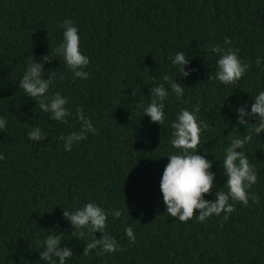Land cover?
<instances>
[{
	"label": "trees",
	"instance_id": "16d2710c",
	"mask_svg": "<svg viewBox=\"0 0 264 264\" xmlns=\"http://www.w3.org/2000/svg\"><path fill=\"white\" fill-rule=\"evenodd\" d=\"M66 18L78 27L80 48L89 57L87 80L73 78L55 53ZM225 36L251 64L227 86L213 79L217 56L209 50ZM179 50L194 69L178 78L185 96L177 100L170 93L164 124L150 122L142 111L151 99L149 87L164 73L178 76L169 57ZM50 52L56 59L45 64V78L51 68L64 79L48 95L68 98L73 117L65 124L49 119L18 88L31 55L39 62ZM257 56H264V0H0V116L8 121L0 130V264H48L39 251L50 232H61V247H72L67 264H264V132L246 145L258 173L249 191L259 200L233 202L227 220L222 213L198 222L194 209V217L181 222L166 212L159 186L167 155L177 151L169 142L170 124L182 107L199 105V118L210 126L198 151L212 160L217 188L223 187L224 148L253 127L237 126L235 107L245 101L250 107L251 96L264 88ZM77 108L97 131L64 151L59 136L80 129ZM34 126L47 134L39 144L27 137ZM89 201L122 210L119 219L109 215L105 230L121 250L83 255L94 234L85 230L82 239L73 237L76 229L62 212ZM127 225L134 244L124 234Z\"/></svg>",
	"mask_w": 264,
	"mask_h": 264
},
{
	"label": "clouds",
	"instance_id": "9594fccd",
	"mask_svg": "<svg viewBox=\"0 0 264 264\" xmlns=\"http://www.w3.org/2000/svg\"><path fill=\"white\" fill-rule=\"evenodd\" d=\"M60 27L63 33L62 40L55 49L56 55L63 57L66 69L71 71L73 78L87 80L89 72L85 69L90 60L80 48L78 27L68 18L60 24ZM209 50L217 56L213 79L226 86L237 83L251 67L248 61L240 57V50L232 46L231 38L228 36L224 37L222 44L211 45ZM53 59H56V56L52 52L42 55L39 62L31 55V60L19 79L18 88L23 90L26 96L34 99L40 111L49 114V119L65 124L68 118L73 117L72 111L66 107L68 98L60 92L48 95L50 86L57 80L64 79L63 74L51 68L48 69L49 74L45 78L44 66L46 63H51ZM169 59L171 65L177 69L178 76L173 79L164 73L162 82L149 87L151 99L142 109L143 115L149 117L150 122L160 125L164 124L166 118L165 100L169 94L174 95L177 100L185 96L184 84L178 82V78L188 77L194 71L187 67L190 64V56L184 51H177ZM255 65L261 68L264 65V56H257ZM131 95L136 96L134 89ZM251 101L250 107L247 101L235 107L237 126L245 128L247 125H253V127L247 134L232 136L224 148L222 168L226 180L221 188H217L212 160L198 151L201 134L210 126L208 122L199 118V105L191 109L182 107L175 115V119L170 124L172 131L169 142L177 151L167 155L168 163L164 167L159 185L162 200L169 215L181 222H187L194 217L195 209L198 210V214H195L198 222H204L222 213L223 219L227 220L229 214L235 211L233 202L248 206L250 199L253 202L259 200L257 194L249 191L257 182L258 173L246 155V145L252 140L253 134L260 136L264 132V88L258 89L256 94L251 96ZM75 119L81 122L80 129L67 134L61 133L59 136V140L63 141L64 151H71L74 145L87 138L88 133L97 131L93 127L92 120L84 114L83 108L76 109ZM253 119L255 122H250ZM7 123V118L0 116V130H4ZM27 137L30 141L39 144L46 140L47 134L40 126H34L28 131ZM3 159L4 156L0 154V160ZM206 195H212L213 198L207 199ZM122 214L119 208L109 211L95 201L84 203L81 207L65 206L62 212L63 218L69 222L72 229H76L73 237L82 239L85 236V230L94 234L93 238L84 244L83 255H87L94 249H99L102 253L121 250L118 241L105 230L109 215L113 219H119ZM97 231L102 234L100 238L95 236ZM124 234L130 244L135 243L136 236L130 225L125 226ZM61 244L62 233L50 232L42 240L40 259L46 260L48 264H67L73 255V249L69 246L61 247Z\"/></svg>",
	"mask_w": 264,
	"mask_h": 264
}]
</instances>
